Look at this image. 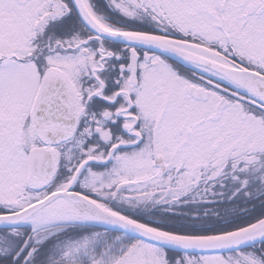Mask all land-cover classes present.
<instances>
[{
  "label": "snow or ice",
  "instance_id": "1",
  "mask_svg": "<svg viewBox=\"0 0 264 264\" xmlns=\"http://www.w3.org/2000/svg\"><path fill=\"white\" fill-rule=\"evenodd\" d=\"M0 264H264V0H0Z\"/></svg>",
  "mask_w": 264,
  "mask_h": 264
},
{
  "label": "flooded vegetation",
  "instance_id": "2",
  "mask_svg": "<svg viewBox=\"0 0 264 264\" xmlns=\"http://www.w3.org/2000/svg\"><path fill=\"white\" fill-rule=\"evenodd\" d=\"M249 207L251 208L252 206L250 205ZM255 211L256 212H259L260 211L259 202L256 203Z\"/></svg>",
  "mask_w": 264,
  "mask_h": 264
}]
</instances>
